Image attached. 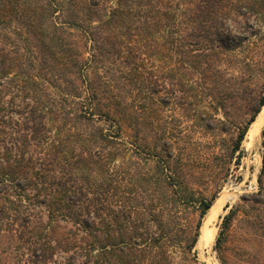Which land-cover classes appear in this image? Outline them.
<instances>
[{
	"label": "trees",
	"instance_id": "16d2710c",
	"mask_svg": "<svg viewBox=\"0 0 264 264\" xmlns=\"http://www.w3.org/2000/svg\"><path fill=\"white\" fill-rule=\"evenodd\" d=\"M263 77L264 0H0V264H201Z\"/></svg>",
	"mask_w": 264,
	"mask_h": 264
},
{
	"label": "rangeland",
	"instance_id": "374dc122",
	"mask_svg": "<svg viewBox=\"0 0 264 264\" xmlns=\"http://www.w3.org/2000/svg\"><path fill=\"white\" fill-rule=\"evenodd\" d=\"M259 95H264V77L250 85L249 98L226 104L224 110L227 113L228 132L221 137H230L238 131L237 128H242L251 116L254 107V101L250 97L256 98ZM261 111L264 113L263 107L259 113ZM217 117L221 118L220 110ZM188 124L191 125L192 122ZM251 124L241 143L243 151L241 157L238 161L235 162L234 159L228 164L229 173L221 183L217 197L212 203V206L217 207V215H214L212 221L214 224L206 225L205 222L212 206L201 221V227H208L214 235L208 248L198 246L197 243L203 233L200 227L195 250L197 260L201 264H264V208L255 202L258 200L257 178L262 165L261 156L264 153L262 145L264 139L261 135L264 119L256 124L253 136L248 137L247 132ZM219 160L217 158L213 164L219 165ZM215 189L216 186L212 185L202 192L209 196ZM228 214L230 219L227 230H224L222 236L218 238L223 218ZM217 238L218 243L216 244Z\"/></svg>",
	"mask_w": 264,
	"mask_h": 264
},
{
	"label": "bare ground",
	"instance_id": "6f19581e",
	"mask_svg": "<svg viewBox=\"0 0 264 264\" xmlns=\"http://www.w3.org/2000/svg\"><path fill=\"white\" fill-rule=\"evenodd\" d=\"M263 108H264V106H263ZM263 119H264V113L261 111L258 114L257 118L252 122V124H251V126H250V128H249V130L247 132V136L248 137H252L253 136V134L255 132V126H256V124L259 123V122H261ZM220 205H222V203ZM216 209H217V207L215 205V206H212L211 209L209 210V213H208L207 218H206V221H205L206 222V225H210V223H212L213 218H214V215L217 212ZM212 224H214V223H212ZM201 228L203 229V233H201V236L199 238V241H198L197 245L198 246H201L202 248H205L206 249V248H208L211 245V242H212V239H213L212 236H214V235L212 234V232L209 230L208 227L205 226L203 228V226H202Z\"/></svg>",
	"mask_w": 264,
	"mask_h": 264
}]
</instances>
